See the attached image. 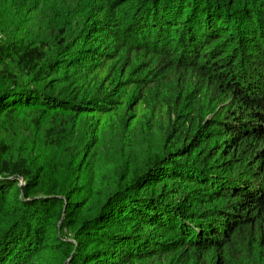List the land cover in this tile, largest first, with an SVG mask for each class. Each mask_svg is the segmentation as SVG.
<instances>
[{
    "label": "trees",
    "instance_id": "obj_1",
    "mask_svg": "<svg viewBox=\"0 0 264 264\" xmlns=\"http://www.w3.org/2000/svg\"><path fill=\"white\" fill-rule=\"evenodd\" d=\"M0 264H264V0H0Z\"/></svg>",
    "mask_w": 264,
    "mask_h": 264
},
{
    "label": "rangeland",
    "instance_id": "obj_2",
    "mask_svg": "<svg viewBox=\"0 0 264 264\" xmlns=\"http://www.w3.org/2000/svg\"><path fill=\"white\" fill-rule=\"evenodd\" d=\"M124 107L115 108V112L112 115H109L108 120L106 121L105 129L102 133V137L108 143L109 147H113V150L118 148L120 144H124L125 140H129V137L133 138V141H137L136 143L139 144L145 137L148 131L152 132L151 138H146L145 143H150L152 147H156L160 142V135H159V128L158 124L161 123L163 119L162 111L157 115L155 120L150 123L148 122L147 118L143 114H141L142 107H139V117L140 120L135 121L131 124L130 118L127 122H122L120 120V116L124 114ZM116 123L118 126L116 127ZM144 143V142H143ZM118 150V149H117ZM116 151V150H115ZM114 151V152H115ZM107 154L110 152L105 150ZM113 152V153H114ZM109 156L107 155L98 160V163H109Z\"/></svg>",
    "mask_w": 264,
    "mask_h": 264
}]
</instances>
